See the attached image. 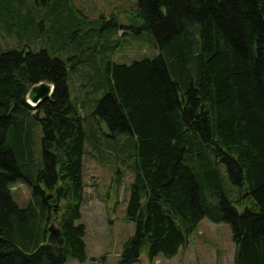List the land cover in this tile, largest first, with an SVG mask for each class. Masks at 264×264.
I'll return each instance as SVG.
<instances>
[{
  "label": "trees",
  "instance_id": "1",
  "mask_svg": "<svg viewBox=\"0 0 264 264\" xmlns=\"http://www.w3.org/2000/svg\"><path fill=\"white\" fill-rule=\"evenodd\" d=\"M137 16L158 55L107 60L94 85L105 94L91 113L127 136L132 157L125 218L134 232L120 264L144 248L149 263L174 257L203 218L230 226L234 264H264V0H137ZM71 69L44 49L0 53V264L86 259V228L76 224L86 105L70 100ZM40 82L54 86L52 97L31 107L25 96ZM17 182L30 188L25 208L12 198ZM44 189L64 201L53 232Z\"/></svg>",
  "mask_w": 264,
  "mask_h": 264
},
{
  "label": "rangeland",
  "instance_id": "2",
  "mask_svg": "<svg viewBox=\"0 0 264 264\" xmlns=\"http://www.w3.org/2000/svg\"><path fill=\"white\" fill-rule=\"evenodd\" d=\"M35 1L0 0V53L44 49L62 58L72 68L67 81L71 102L86 105L79 109L82 116L86 115V139L83 202L81 218L76 221L86 228V259L79 262L68 258L65 264H120L122 248L134 232V224L125 218L133 181L132 157L124 146L127 136L111 134L105 123L93 121L91 113L105 94V87L94 85L99 74L103 75L107 60L131 64L157 56L158 50L153 35L139 29L137 0ZM87 75L93 76L91 85L82 78ZM33 123L32 152L39 160L42 131L39 123ZM44 190L52 210L47 228H55L64 201L57 199L54 189ZM11 194L20 208L31 199L25 183L12 185ZM234 254L230 226L203 218L174 257L158 255L149 263L144 248L132 264H234Z\"/></svg>",
  "mask_w": 264,
  "mask_h": 264
},
{
  "label": "water",
  "instance_id": "3",
  "mask_svg": "<svg viewBox=\"0 0 264 264\" xmlns=\"http://www.w3.org/2000/svg\"><path fill=\"white\" fill-rule=\"evenodd\" d=\"M54 86L45 82L34 84L28 90L25 101L31 107H37L40 103L52 97ZM50 196H48V199ZM54 227L48 228L49 232H53Z\"/></svg>",
  "mask_w": 264,
  "mask_h": 264
}]
</instances>
